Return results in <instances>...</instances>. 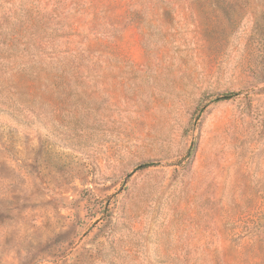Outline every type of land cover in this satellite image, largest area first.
<instances>
[{"label":"rangeland","instance_id":"1","mask_svg":"<svg viewBox=\"0 0 264 264\" xmlns=\"http://www.w3.org/2000/svg\"><path fill=\"white\" fill-rule=\"evenodd\" d=\"M0 264H264V0H0Z\"/></svg>","mask_w":264,"mask_h":264},{"label":"trees","instance_id":"2","mask_svg":"<svg viewBox=\"0 0 264 264\" xmlns=\"http://www.w3.org/2000/svg\"><path fill=\"white\" fill-rule=\"evenodd\" d=\"M230 98H232V95H226L225 97H223L222 99H219V100H227V99H230ZM149 166H151V165L145 164V165H142L140 168H147Z\"/></svg>","mask_w":264,"mask_h":264}]
</instances>
